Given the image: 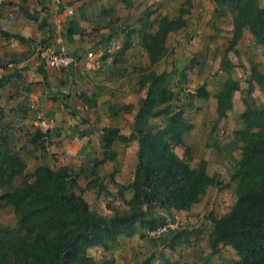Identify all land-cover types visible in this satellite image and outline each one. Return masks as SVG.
<instances>
[{"label": "trees", "instance_id": "1", "mask_svg": "<svg viewBox=\"0 0 264 264\" xmlns=\"http://www.w3.org/2000/svg\"><path fill=\"white\" fill-rule=\"evenodd\" d=\"M210 1L215 17L223 14L233 17L229 50L242 38L245 29L254 44L264 48V7L260 0ZM185 5L191 8L193 0H185ZM152 13L149 10L142 13L136 20L138 28L125 35L120 53L113 56L114 63H121L125 52L137 43L148 58L149 66L139 81L140 87L146 88V94L138 104L131 133L122 136L117 128H108L101 136L105 158L98 164L114 157L111 149L114 142L136 141L138 144L133 179L126 185H118L122 201L124 192L131 193L130 200H124L127 210H114L109 217L91 211L82 197L78 174L67 167L39 165L32 181H26L24 160L11 148H2L0 188L10 190L0 195V208L12 207L17 228L0 227V264H116L109 259L95 262L87 252L94 247L107 250L120 237L134 236L137 225L151 232L166 226V216L157 215L156 210L168 214L188 212L210 187L218 185L217 179L207 173L204 161L194 168L174 151L183 146L184 137L192 129L183 110L173 105L174 79L184 81L185 72L178 74L175 68L160 73L155 71L168 52L167 37L187 25L183 15L189 11L181 8L178 18L161 16L155 22L151 20ZM133 35L137 38L135 42L131 40ZM0 37L28 44L18 34L0 30ZM250 66L249 86L255 83L264 90V75L255 63ZM1 84L0 81V87ZM238 89V82L229 78L214 96L218 119L225 118L232 109L231 97ZM192 98L207 101L210 94L206 86L201 85ZM85 103L91 105L89 100ZM239 119L241 128L235 132V137L240 143L241 154L230 177L236 201L227 214L221 217L210 214L213 226L209 245L214 253L219 245L234 250L238 259L232 264H264V105H257L249 96L244 100ZM157 120L161 126L154 124ZM42 139L43 135L35 132L31 143L42 144ZM17 178L23 182L15 187ZM187 232L173 233L170 246L189 244L191 232Z\"/></svg>", "mask_w": 264, "mask_h": 264}, {"label": "rangeland", "instance_id": "2", "mask_svg": "<svg viewBox=\"0 0 264 264\" xmlns=\"http://www.w3.org/2000/svg\"><path fill=\"white\" fill-rule=\"evenodd\" d=\"M88 1H93L95 5L92 11L96 18L93 26H89L88 30L91 29L92 34L111 33H109L108 41L111 42L112 50L106 48L107 51H104L102 55V58L103 56L111 58V65H113V55H117L121 50L119 47L120 45L122 47L125 35L131 29L138 28L136 20L146 10L153 12L151 20L154 22L161 16L171 19L178 18L181 8L189 11L188 14L183 15L187 20V25L167 37L165 46L168 52L155 67V71L160 73L175 68L178 74L185 72L184 81L174 79L173 105L183 110L192 129L183 146L174 148V151L194 168L206 160L209 163L207 166L209 173L217 179L218 185L210 187L200 202L188 212L171 211L168 214L163 210L155 211L157 215L166 216L167 225L170 226L168 229L173 230L174 234L175 232H191L189 244L171 247L169 243L173 233L168 229L162 236L152 237L151 231L137 225L134 236L120 237L107 250L101 247L89 249L87 255L95 262L109 259L116 264H232L238 258L230 247L219 245L216 253L210 248L209 234L213 226L210 214L221 217L231 210L236 201L230 177L234 164L240 158L241 151L235 132L241 128L239 114L244 110L246 98L250 96L255 99L257 105H264V90L255 83L249 86L252 63H255L257 70L264 75V48L256 46L251 34L245 29L239 48L231 51L232 56L228 54L223 48L228 39L225 37L220 39L216 33L219 28L225 32L229 25L233 24V17L230 14H223V19L215 17L218 20H214L215 18L209 20L213 6L210 0H199L203 2L198 4L200 7L192 6L191 8L185 5V0ZM4 3H6L5 0ZM260 4L264 7V0H260ZM1 9L5 11V14L18 13L10 5L0 4ZM136 39L133 35L131 40L135 42ZM19 44L20 42H6L0 56L2 70L0 91L5 111L0 113V149L11 148L15 155L21 157L26 163L25 179L32 181L37 166L42 164L55 166L56 161L53 158L55 155H50L47 149L46 140L42 139L44 144L43 142L39 145L31 143V138L35 132H38L34 125L37 123L36 113H41L35 110L36 105L33 109L31 108L29 96L32 86V79L29 76L31 71L29 67L32 65L29 64L31 59L29 57L36 54V47L34 48L31 43L29 45L20 44L23 46L21 48ZM216 46H218L217 49ZM14 54L16 55L13 56ZM111 65H107L111 72L106 70L105 79L109 76L123 77L124 74L121 71L115 69L112 71ZM140 66L139 73H137L139 80L135 75L131 77L132 71L129 73L131 79L138 80V82L143 78L144 71L149 64L141 61ZM24 67L27 68L23 69ZM229 78L239 82L240 89L235 93L233 110L227 113L225 118L218 119L214 96L207 101H199L193 99L192 96L201 85H205L211 94L216 95L223 89L225 81ZM248 89L251 90L250 94ZM11 100L13 101L10 102ZM120 118L115 120L116 123H113V120H106L105 125L107 127L117 125L118 129L120 128L119 131H128V120ZM102 124L98 127L94 122L88 123L86 128L89 131L88 135H91L89 144L91 151H79L76 156L80 157L74 159L78 161L75 170L79 176L80 188L83 190L82 197L89 209L109 217L113 215L114 210L123 211L128 208L124 200L129 201L131 193L124 192L122 201L118 185H126L132 181L131 171L134 166L132 160L134 161L135 156L129 145L124 146V143L116 142L114 148L119 158L117 163L122 166L127 165V167L125 169L116 168L107 161L98 164L105 155L97 146L99 135H96L94 131H98ZM154 124L162 125L158 120ZM79 129L73 130L79 132ZM3 137L6 139H2ZM65 139L74 141L70 137ZM93 148L95 151L92 152ZM121 171L125 173L120 174ZM95 174H98L101 179L98 183L94 182ZM22 182L17 178L14 186L17 187ZM9 190L0 188V195ZM0 227L17 228V219L12 207L0 208Z\"/></svg>", "mask_w": 264, "mask_h": 264}, {"label": "crops", "instance_id": "3", "mask_svg": "<svg viewBox=\"0 0 264 264\" xmlns=\"http://www.w3.org/2000/svg\"><path fill=\"white\" fill-rule=\"evenodd\" d=\"M5 1L6 3H4V0H1L0 4L12 6L18 13L12 15L10 13L5 14V11L1 9L0 30L10 34H18L28 41V44L24 45L32 43L34 48L36 47V54L29 57V59L31 58L29 64L32 65L29 67L31 69L29 76H31L32 79L31 91L29 93L31 101L30 106L33 109L34 105H36L35 110L42 113L37 112L36 119L40 117L45 120H51L55 124V128L48 134L45 142L50 155H55L53 158L56 163L55 166L51 165V168L67 167L70 171H73V173L75 172L78 174L75 170L77 169L78 161L74 158L80 156H76V154L79 151H91L89 146L91 135H88L89 131L86 128L89 122H94L95 126L98 127L99 124L101 125L103 123L102 129L100 128L98 131H94L96 135H99L97 146L102 152H105L101 146L103 130L116 127L118 129L119 127L117 125L114 127H107L105 125L106 120H113V123H116L115 120L120 117L128 120L130 126H128V131H119V134L128 136L131 133L134 119L139 108V106H137V104H139L137 101L140 102L146 94V88L140 87L137 75L141 67V61L144 64L148 62L146 52L137 43H133V46L123 55L121 63H114L112 61L113 65H111V58L107 56H103L102 58L103 52L107 51L106 48H110L109 50L111 51L112 46L111 42L108 41V32L92 34V30H88V27L93 26L96 19L92 11V7L95 6L94 3H92L93 1L25 0V3H22V0ZM200 2L199 0L196 2L194 0L192 6L198 7V4L203 3ZM101 6H104V4ZM211 9L209 20L215 18L213 14L214 6H212ZM223 18V16L220 17V19ZM214 20H218V18ZM224 33L226 36H224ZM216 35L220 39L224 37L228 39L226 41V46L223 47L227 50L228 54H231V51L239 48L242 38L232 50L228 49L229 42L233 36V24L229 25V28H227L225 32H223L222 28H219ZM11 41L18 43V41L13 39L4 40L0 37V56L3 53L2 48L4 44ZM20 44L19 47L23 48ZM47 47L64 48L73 57L74 64L69 69L65 70H56L48 67L45 64L46 55L44 52ZM217 47L218 46L215 48L217 49ZM120 48L121 45L119 50ZM118 53H120V51ZM15 55L16 54L13 56ZM109 64L111 65L112 71L113 69L121 71V73L124 74L123 77L109 76L105 79L106 70L111 72L108 68L109 66H107ZM26 68L27 67H24L23 69ZM131 71L133 72L131 77L135 75L138 80L131 79L129 74ZM1 73L2 70L0 67V75ZM238 85L240 89L239 82ZM207 91L210 94V98L215 96L211 94L209 90ZM236 91L232 94V109L229 112L234 108ZM2 98L3 96L0 91V111L3 112L4 107L2 106ZM86 100H89L91 105L86 104ZM12 101L13 100L10 102ZM128 106H130V108L125 109ZM239 123L241 124L240 119ZM34 125L36 126V123H34ZM76 128H80L79 132L73 130ZM188 134L184 137V143ZM68 137L72 138L74 141L66 140L65 138ZM116 142H114L111 147L114 154L117 151L114 148ZM122 143H124V146L129 145L131 151L134 152L135 158L134 161L132 160L134 166L133 170H130L132 172L131 177L133 178L137 164L138 144L136 141ZM93 149L92 152L95 151V148ZM117 160H119V158L118 155L116 156L115 154L114 157L106 161L107 163L115 165L116 168L125 169L127 167V165L122 166V164H118ZM205 163L207 173L210 175L207 167L209 163L206 162V160ZM122 173L125 172L121 171L120 174ZM94 180H101L98 174H95Z\"/></svg>", "mask_w": 264, "mask_h": 264}, {"label": "built area", "instance_id": "4", "mask_svg": "<svg viewBox=\"0 0 264 264\" xmlns=\"http://www.w3.org/2000/svg\"><path fill=\"white\" fill-rule=\"evenodd\" d=\"M44 52L46 55L45 64L52 69L65 70L69 69L74 64L73 57L64 48L47 47ZM36 127L37 131L43 135V139L46 140L48 134L55 128V124L51 120H45L38 117ZM168 228H170V226L166 225L162 228L152 231L150 235L152 237H159L161 234L166 232Z\"/></svg>", "mask_w": 264, "mask_h": 264}]
</instances>
